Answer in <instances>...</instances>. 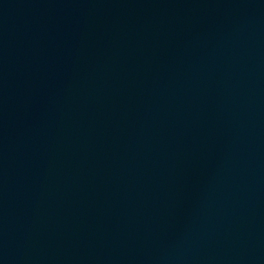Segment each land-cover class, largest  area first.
I'll use <instances>...</instances> for the list:
<instances>
[{"label":"water","instance_id":"1","mask_svg":"<svg viewBox=\"0 0 264 264\" xmlns=\"http://www.w3.org/2000/svg\"><path fill=\"white\" fill-rule=\"evenodd\" d=\"M0 264H100L38 145L1 49Z\"/></svg>","mask_w":264,"mask_h":264}]
</instances>
